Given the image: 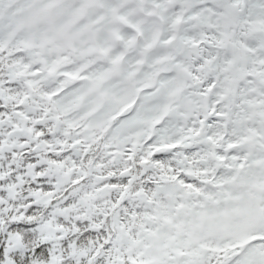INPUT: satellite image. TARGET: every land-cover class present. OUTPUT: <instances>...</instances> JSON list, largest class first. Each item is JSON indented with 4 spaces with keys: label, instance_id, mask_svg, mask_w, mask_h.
I'll return each mask as SVG.
<instances>
[{
    "label": "snow or ice",
    "instance_id": "1",
    "mask_svg": "<svg viewBox=\"0 0 264 264\" xmlns=\"http://www.w3.org/2000/svg\"><path fill=\"white\" fill-rule=\"evenodd\" d=\"M0 264H264V0H0Z\"/></svg>",
    "mask_w": 264,
    "mask_h": 264
}]
</instances>
